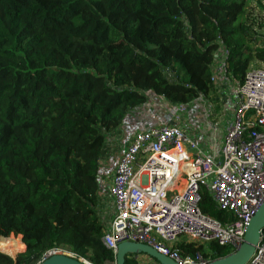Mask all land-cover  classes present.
I'll return each mask as SVG.
<instances>
[{"label":"trees","instance_id":"obj_1","mask_svg":"<svg viewBox=\"0 0 264 264\" xmlns=\"http://www.w3.org/2000/svg\"><path fill=\"white\" fill-rule=\"evenodd\" d=\"M222 45L236 83L264 67V0H0V241L26 246L13 257L1 245L0 264H41L64 247L115 260L99 212L105 133L147 92L174 105L213 93ZM202 208L225 218L208 193ZM186 242L183 256H207ZM212 248V260L232 253Z\"/></svg>","mask_w":264,"mask_h":264},{"label":"built area","instance_id":"obj_2","mask_svg":"<svg viewBox=\"0 0 264 264\" xmlns=\"http://www.w3.org/2000/svg\"><path fill=\"white\" fill-rule=\"evenodd\" d=\"M220 49L224 53L221 77L212 80L225 84L232 80L226 65L229 51L223 45ZM181 106L187 105L173 106L174 112L184 111ZM232 106L233 120L217 159L176 118L134 133L104 194L113 201L114 214L103 241L115 254L121 243L132 241L147 244L179 264H207L212 261V244L228 247L232 253L243 244L264 204V67L247 72ZM203 134L200 131L198 137L202 139ZM204 193L225 218L203 211ZM182 236L190 238L186 243L208 244L207 256H183L176 248ZM104 264H117L116 258ZM247 264H264V232Z\"/></svg>","mask_w":264,"mask_h":264},{"label":"rangeland","instance_id":"obj_3","mask_svg":"<svg viewBox=\"0 0 264 264\" xmlns=\"http://www.w3.org/2000/svg\"><path fill=\"white\" fill-rule=\"evenodd\" d=\"M253 5L255 6V4ZM225 88L227 90L224 91L223 94L219 93L218 95L219 101L220 99L223 100V103L218 106V110L213 107V105H216V102L218 101L214 100L212 98L213 96H211L205 98V100L200 99L195 101L191 105L188 104L187 106H181L184 111L177 113H175L173 110V106L175 105L169 103V101H167L164 97L155 95L152 92H147L146 95L148 100L145 104L130 110L121 127H118L110 133H105L106 140L103 148L104 151L101 162V173L105 172L106 170L113 169L115 163L118 160L119 154L123 153L135 132L146 130L153 126L168 124L170 123V118H176L178 125L189 133L192 131V129H195V127H201V122H203L202 120L204 119L205 126L208 127V129L204 133V143L201 145L204 149L210 151L213 144L214 149L211 151L210 155L217 159L221 153V142L224 131H226L229 121L233 120L234 116V108L232 106L233 97L231 93L232 87L226 85L223 87V89ZM216 123L217 127L214 128ZM208 141H212V144L210 142L208 143ZM107 175L108 174H106V176ZM107 205V201L102 202L99 212L101 214L102 220L108 226V219L110 217L109 213H111V210ZM113 214L114 210L112 215ZM189 239L190 238L188 236H182L178 241L180 243L182 241H188ZM3 240L4 242L2 243ZM5 244H14L16 246V251L11 255L13 257H15L18 253L25 251L26 249V246H23L21 235L17 237L11 235L10 237L3 238L0 241V251L4 253L7 251L5 252L1 245ZM205 249H209L208 244L205 245ZM59 252L60 254L71 256V251L67 247L60 248ZM142 258H145L147 261L153 262L155 264H161L155 258L147 254H141L140 258H138L139 261L144 263Z\"/></svg>","mask_w":264,"mask_h":264},{"label":"water","instance_id":"obj_4","mask_svg":"<svg viewBox=\"0 0 264 264\" xmlns=\"http://www.w3.org/2000/svg\"><path fill=\"white\" fill-rule=\"evenodd\" d=\"M264 232V204L259 209L250 223L243 244L236 252L223 258L212 260L207 264H247L253 255L256 245L261 241V234ZM147 254L161 264H179L170 257L159 253L153 247L132 241H126L118 246L116 254L117 264H124L126 256ZM41 264H89L82 258H76L66 254L50 253Z\"/></svg>","mask_w":264,"mask_h":264},{"label":"crops","instance_id":"obj_5","mask_svg":"<svg viewBox=\"0 0 264 264\" xmlns=\"http://www.w3.org/2000/svg\"><path fill=\"white\" fill-rule=\"evenodd\" d=\"M224 59V53H223V50L222 49H220L218 52H217V58H216V60H215V63L212 65V74H213V76H216V77H218V79H219V76L221 77V74H220V72H219V63L222 61ZM215 82V84H216V89H215V93H210L207 97H211V96H213L212 98L214 99V100H217L218 102H216V105H213V107H215L216 108V110H218V106L221 104V103H223V100L222 99H220V101H219V99H218V95H219V93H221V94H223L224 93V91H226L227 89L225 88V89H223V87L224 86H226V85H228V86H230V87H232V90H231V93H232V97L234 98V95H235V91H236V89H237V87L239 86V84L238 83H236L234 80H231V82H229V83H225V84H222V82H220V80H218L217 82L216 81H214ZM233 82V83H232ZM207 97H205V98H207ZM205 98H202V99H204L205 100ZM202 120V119H201ZM203 122H201L202 123V126L201 127H195V129H192V131L190 132V134L194 137V138H196V139H198V141L202 144V143H204V134H203V138L202 139H200L198 136H199V133H200V131H201V133L203 132V133H205L206 132V130L208 129V127H206L205 126V121H204V119L202 120ZM210 123V122H209ZM171 124H173L172 122H171ZM121 127V126H120ZM225 132L226 131H224V135H223V139H222V142H221V148H222V145H223V141H224V137H225ZM133 136V135H132ZM211 143L212 144V141H208V143ZM202 146V145H201ZM203 148V147H202ZM204 149V148H203ZM213 149H214V146H213V144H212V149L210 150V151H207L206 149H204L205 150V152L207 153V154H209L210 155V153H211V151H213ZM221 154V153H220ZM121 156V153L119 154V156H118V160H119V157ZM220 156V155H219ZM118 160H117V162H118ZM117 162L115 163V165H114V167H113V169H111V170H106L105 172H103V173H101V186H102V193L103 194H107L108 192H109V190H110V188H111V186H112V184H113V177H114V175H115V170H116V166H117ZM106 174H108L107 176H106ZM106 201H107V203H108V207L110 208V210H111V213H109V215H110V217H109V219H108V222L110 223V221H111V219H112V213H113V201L111 200V199H109V197L106 199ZM4 251L6 252V250L4 249ZM15 252V251H14ZM138 258H140V255H138L137 256ZM142 257V256H141ZM143 260H144V262L146 263V264H155V263H153V262H149V261H147L145 258H142Z\"/></svg>","mask_w":264,"mask_h":264}]
</instances>
